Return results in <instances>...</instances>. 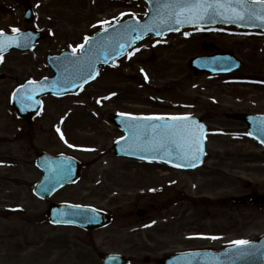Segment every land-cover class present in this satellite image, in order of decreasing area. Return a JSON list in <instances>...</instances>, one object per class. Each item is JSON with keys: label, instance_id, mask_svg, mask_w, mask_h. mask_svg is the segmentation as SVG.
Here are the masks:
<instances>
[{"label": "rangeland", "instance_id": "374dc122", "mask_svg": "<svg viewBox=\"0 0 264 264\" xmlns=\"http://www.w3.org/2000/svg\"><path fill=\"white\" fill-rule=\"evenodd\" d=\"M33 3L35 26L51 32L49 38L31 52L13 51L0 62V137L4 141L0 144V156L10 155L5 159L16 161L15 168L0 171V264H102L94 242L99 248L129 254L132 241H140L147 249L143 241L165 234L171 243L177 238L184 239L186 246H203L204 238L191 237L225 229L220 222L226 221L227 211L220 204L224 198L243 195L250 189L264 190L261 162L248 167L239 158L217 163L210 157L201 170L180 172L160 164H139L111 152L114 142L124 133L109 121L108 115L111 111H128L136 115L203 116L212 129L208 136L212 153L223 151L222 143L230 139L233 141L230 151L235 157L253 153L252 141L240 133L244 123L226 115L264 111V36L252 34L244 38L217 30L190 31L188 36L183 32L166 39L145 40L138 46L140 51L125 59L121 67L106 70L80 97L48 98L47 104L44 100L48 110L34 126L39 136L35 149L66 151L85 163L80 182L60 191L52 200L99 206L116 213L117 220L92 234L53 227L42 221L41 214L47 211L50 201H40L31 193V182L40 176L30 162L36 150L22 152L19 148L25 143L19 141L20 135L16 142L12 138L19 121L10 116L8 106L12 100L7 99L8 93L18 81L12 91L22 85L26 76L51 75L46 56L59 52L68 42H78L73 48L80 45L82 35L99 29L101 21L132 15L143 18L148 9L143 2L128 0H33ZM22 15V7L0 0V30L25 29ZM204 42L235 52L244 61V69L228 76L195 73L188 62L207 53ZM106 96L110 99H102ZM63 116L71 118V123L65 124L66 135L62 139L59 132L55 136L52 125L55 121L58 124ZM216 122L231 126L233 133L216 139L212 135ZM215 164L223 171L230 169L232 185L220 186L221 177L208 176V169ZM247 179L251 181L250 188L244 182ZM7 207L11 210L9 217ZM139 208L149 209L153 219L146 223L140 220L136 215ZM231 209L233 235L216 243L249 239L264 231V210L244 206ZM22 210L28 215H23ZM145 224L167 226L168 231L146 230Z\"/></svg>", "mask_w": 264, "mask_h": 264}, {"label": "snow or ice", "instance_id": "6c2138e0", "mask_svg": "<svg viewBox=\"0 0 264 264\" xmlns=\"http://www.w3.org/2000/svg\"><path fill=\"white\" fill-rule=\"evenodd\" d=\"M259 6L260 11H257ZM166 8L171 9V12L162 19L161 23L172 29V24L183 25L193 24L196 26L201 25L204 22H221V23H252L256 20L264 23V0H173V3L165 5ZM126 15V14H122ZM101 25H110L111 22L104 20L100 22ZM119 23V21H117ZM160 31V24H156L155 27L152 25H143L140 27L126 28V32L130 35L132 32H137V36H132L131 39L126 40L124 43H118V47H114L111 52H107L104 56V62L107 63L109 56L113 54H125V48L131 45L136 39L141 38L146 32ZM178 30V29H175ZM199 30H204L202 27ZM13 32L19 34L20 29L13 28ZM107 32L108 29L104 28ZM185 35H191V33H185ZM93 38L86 37L84 44L79 45V49L74 48L73 53L78 50L81 53L85 52V45ZM31 43V34H26V40L24 41L25 46ZM20 46V38L17 36L6 35L0 30V62L3 61V50L10 48L13 45ZM140 51L139 48L135 49L134 52L128 53L127 55L131 58L135 52ZM97 57L93 50L89 48L87 54H82L72 61L74 65V71L66 76L58 78L57 81L53 82V90L56 92H67L69 87H77L81 90L84 84L88 83L90 79H95L99 75L98 69L95 65ZM143 71V69H141ZM145 79H148L145 73ZM47 78L45 82L29 81L28 87L31 89L30 92L26 93V98L29 102H35L37 104L40 101H36L34 93L37 91L44 92L47 90ZM63 85V87H61ZM24 86L17 89L19 93ZM116 95V93H112ZM102 99H110V97H103ZM100 101H97L99 103ZM31 106V104H29ZM122 116H127L129 119V130L132 133L130 139L133 140L134 144L141 151H151L159 154L163 153L166 156L171 157L175 153L176 158L181 163L175 164L176 167H195L197 162L201 161V157L205 154L204 152V140L206 138L205 126L197 121L190 115L180 116H132L129 113H121ZM155 121H163L164 123H150ZM171 121V123H168ZM144 122V123H142ZM57 132L60 129L57 128ZM251 135V133H249ZM63 139V133H61ZM124 139V137H121ZM264 142V141H262ZM65 143L67 141L65 140ZM69 147L73 145L69 144ZM93 151V149H87ZM143 158V157H142ZM72 173V167L70 163H61L57 169V176L54 177V183L44 185V191L50 192L53 187L61 183L62 178H67ZM73 208H79V205L71 206ZM71 212H60L59 216H71ZM86 219H94L95 217H85ZM60 223V220L54 221ZM70 223V220L64 221ZM217 237H211L216 239ZM233 244L237 246L236 255H252L253 252L246 246L250 244L247 240H236Z\"/></svg>", "mask_w": 264, "mask_h": 264}, {"label": "water", "instance_id": "95a60500", "mask_svg": "<svg viewBox=\"0 0 264 264\" xmlns=\"http://www.w3.org/2000/svg\"><path fill=\"white\" fill-rule=\"evenodd\" d=\"M22 3H24L27 6L26 10V19L28 21H31L32 19V10L29 7V0H18ZM151 3L152 8L154 7L153 0H149ZM166 3H157L155 5V9L157 11L161 10H166L165 8ZM257 11H260L259 6H257ZM153 14V11H152ZM151 16L145 23H139L136 20H131L128 21L123 27L126 29L128 26L131 27H140L143 25H152L155 27L156 24H160V31H150L146 32L145 34H160L161 32L165 31L168 27L163 25L161 23V19L158 16ZM165 15V14H164ZM239 24H247L248 26H258L262 27L264 29V23H262L259 20H256L252 23L244 22V23H239ZM172 27H178V25H173ZM20 37V43L22 44V47L28 48L31 47L35 42L39 41L41 38L45 37L44 34L37 32L35 30H29L27 32H24ZM26 34H31V43L25 46L24 41L26 40ZM144 34V35H145ZM131 36H137V32H132L130 34ZM140 39V38H139ZM137 40V39H136ZM135 40V41H136ZM134 41V42H135ZM67 56H71L67 54L66 52L59 55V56H53L49 57V62L50 66L55 70L56 76L52 80H47L46 83L50 82L47 84V89H53V82L57 81L58 77L60 78V71L59 69L62 68L65 65L66 58ZM75 57V56H72ZM198 61L203 62L204 68L201 69H208V70H221V71H230L232 69L236 68L237 62L231 55H217V56H212L207 59H198ZM196 63V62H195ZM195 63L192 61L191 65L193 67L195 66ZM215 66V67H214ZM214 67V68H212ZM45 82V81H44ZM72 88V87H70ZM51 91V90H50ZM54 93H58L55 91H52ZM41 93V92H40ZM43 93V92H42ZM60 93V92H59ZM242 117L244 120L252 124L253 129H256V134L262 139L264 138V116H251L249 117L248 115L246 116H238ZM112 120L118 124L120 127L126 130L128 133V136L123 139L118 141L114 148L113 151L118 154H128V155H138V156H143V157H148L150 156L151 159H164L167 161H170L172 163L178 164L181 163L180 160L176 158L175 153L172 154L171 157L164 155L163 153H153L151 151H141L136 147L134 144L133 140L130 139L132 136L131 131L129 130L128 127V122L123 121L122 119H116V117L113 116ZM255 134V135H256ZM204 146V145H203ZM205 152V150H204ZM203 159V156L201 157V161ZM201 161L197 162L196 165L200 164ZM61 163H70L72 167V173L70 176L67 178H62L61 183L57 184L55 187L52 188L50 192L44 191V185H49L51 187V183H54V177L57 176V169L58 166ZM45 171V176L43 180L37 185L36 187V192L39 196L41 197H48L51 195L55 190H57L60 186L65 184L66 182L71 181L70 179H73V181H76L78 178V175L80 173L79 171V166L75 160L69 157H58V158H53L48 161V164L46 165V168H44ZM65 179V180H64ZM73 205H53L51 207L49 217L50 219L54 222L56 220H60V223H66L64 221L70 220V223H77L80 225H85L87 227H96L99 225V223L102 222V219H99V215L95 213L90 208H73L71 207ZM60 212H71L73 215L71 216H59ZM85 217H95L94 219H86ZM248 249H250L253 254L252 255H236L237 251V246L230 247L224 251L220 252H197V253H190L186 255H181L180 257H172L170 260L167 259L165 260L166 264H264V237L261 238L260 240L256 242L250 243L248 246H246ZM107 258V261L112 264H121L123 261V257L117 256V255H107L105 259ZM185 259V261H183ZM169 260V261H168Z\"/></svg>", "mask_w": 264, "mask_h": 264}, {"label": "flooded vegetation", "instance_id": "af4514ba", "mask_svg": "<svg viewBox=\"0 0 264 264\" xmlns=\"http://www.w3.org/2000/svg\"><path fill=\"white\" fill-rule=\"evenodd\" d=\"M216 117H214V118H216ZM36 121H37V119H34L30 122H26V121L21 120V121H19V125L16 127L15 134H14V136H12V138L16 142L17 141L16 137L18 136V134L20 135V136H18L19 141H22L25 143V145L21 144V146L19 148V150H21L22 152L23 151L29 152L31 149L36 150L35 149L36 148L35 143H36L37 139L39 138L38 133L36 132V129H35L37 127H34ZM216 123H218V125H219L218 128H220L221 130H229L230 128H232L231 126L223 125V123H220V122H216ZM223 133H227V132L220 131L218 138H220ZM3 143H4V141L1 140V137H0V144H3ZM254 143H255V141H254ZM238 144H240V143H238ZM29 145H32L34 147H28ZM222 145L224 146L223 151L218 149L216 152L211 153L212 159L214 161H216L217 163H226V162L232 161L234 158H239V159H241L242 163L246 164L247 166L250 165L251 161H260L264 164V147L261 146L257 142L254 146V150H253V153L251 155L248 152L245 153L243 151L244 153H241L240 157H235L233 155V152L230 151L231 149L233 150V148H232L233 142L232 141H226L225 143H222ZM40 151H41V149L36 150L35 153H33L34 157L30 158V162H32V166L35 163L34 158L38 155V153ZM5 156L10 157V155H5ZM1 157L2 156H0V158ZM21 165H22V161H19V166H21ZM214 167H215V169H214ZM220 167H221L220 165L215 164L212 168H209L207 171L208 176H211L213 178L221 177L222 180H221L220 186L232 185V177H231L232 173L228 172V170H230V169L227 168V170L223 171L222 169H219ZM246 184H247V187H251L250 182H246ZM256 191H257L256 189H253L251 192H256ZM262 193H264V192H262ZM229 198L228 199L224 198L221 202V208L223 210L227 211L226 216H225L226 221L225 222L220 221L223 223V225H225L224 226L225 229H222V231H216V230L211 231V234L213 235V237H217L218 239L227 238L229 236H232V234H233V217H232L233 210L231 209L232 206H231V202H230ZM252 205H255L253 207H256V208L261 207L260 204H252ZM228 208H230V209H228ZM24 213H25L24 215H27L26 212H24ZM8 215H10V212H7V216ZM140 215L141 216H139V218H141L140 220H142V221H147V220L151 219V216H150L148 209H143V212L140 213ZM223 225H221V227H223ZM70 227L72 228L73 226H70ZM156 227H158V228H156ZM156 227L143 226L144 229L158 230L159 233H165L168 231L167 226H161V227L156 226ZM214 229H217V228H214ZM79 230L82 231L84 234L85 233L89 234L84 229H79ZM91 232H95V231H91ZM165 235L161 236V238H156V239L151 238L149 240L143 241L148 246L147 249H145L142 246L140 241H138V240L132 241L130 243V250L132 253H129V254L124 252V251H120V250H112V249L106 250L107 248H99L98 244L96 242H94V245H95V249L100 250L101 255L104 252H109V253L113 252V253L125 254V255L130 257L133 264L134 263L136 264L138 262H143L145 264H162V260L166 255L177 252V251H181V250H187V248H190V247L185 246V244H184L185 240L184 239L174 238V239H172L173 243H171V238H169V236H167V235L165 236ZM205 246L209 247V248H214V247H212V245H205ZM142 257H143V259L141 260Z\"/></svg>", "mask_w": 264, "mask_h": 264}]
</instances>
